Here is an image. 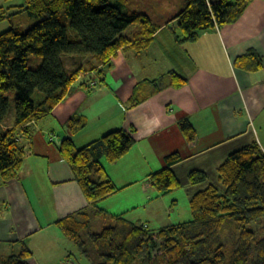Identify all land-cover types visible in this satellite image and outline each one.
Segmentation results:
<instances>
[{
  "label": "trees",
  "instance_id": "obj_1",
  "mask_svg": "<svg viewBox=\"0 0 264 264\" xmlns=\"http://www.w3.org/2000/svg\"><path fill=\"white\" fill-rule=\"evenodd\" d=\"M175 39L195 41L206 29L235 22L252 0H178ZM128 4V6L126 5ZM37 21L25 31L9 28L0 33V178L15 177L30 147L29 124L48 114L64 97L68 87L82 73L94 69L78 65L72 69L67 56L91 55L99 64L127 45L145 49L159 25L144 11L132 9L129 0H24L20 6ZM129 7V8H128ZM63 10L69 27L60 20ZM5 17L0 6V20ZM137 24L133 29L129 28ZM126 30L127 33H126ZM125 34H124V32ZM123 32V36H122ZM30 54L40 56L36 68L28 65ZM246 72L264 69V58L254 48L234 60ZM98 80L91 78L90 81ZM187 78L176 71L152 80L149 95L171 86L179 88ZM14 96V120L6 126L10 100ZM85 120L71 117L68 130L75 133ZM185 139L196 133L188 118L178 121ZM134 144L131 133L117 128L81 147L70 136L57 144L59 154L69 165L90 204L116 190L100 159L115 162ZM181 160L177 152L164 157L165 165L151 173L152 185L161 193L181 186L171 165ZM217 184L209 183L189 200L191 218L157 230L135 223L124 214L112 215L111 225L88 231L92 214L79 212L58 220L63 234L91 264H264V150L256 138L229 153L216 168ZM188 181L195 185L207 181V174L191 170ZM103 214V210H97ZM106 216V214H103ZM94 217V216H93ZM255 223L254 227L248 225ZM31 250L21 243L17 253L0 256V264H30Z\"/></svg>",
  "mask_w": 264,
  "mask_h": 264
},
{
  "label": "crops",
  "instance_id": "obj_2",
  "mask_svg": "<svg viewBox=\"0 0 264 264\" xmlns=\"http://www.w3.org/2000/svg\"><path fill=\"white\" fill-rule=\"evenodd\" d=\"M132 3L130 7L143 9L159 25L149 45L141 51L127 45L104 64L91 55L68 56L73 59L70 69L81 65L102 71L82 73L48 114L29 124L31 144L17 175L6 182L0 178V256L17 253L24 243L32 252L30 264H60L64 258L68 263L71 248L63 242L67 237L57 221L79 212H89L94 218L129 213L133 201L118 213L109 209L107 197L120 190L138 193L146 206L156 190L150 175L165 165L164 157L170 153L181 157L171 169L189 202L195 192L217 184L216 168L229 153L254 137L264 150V69L248 73L234 65L235 58L250 48L264 58V0H252L235 22L203 30L192 42L164 35L170 25L176 27V20L170 18L180 9L178 0ZM200 43L202 47L197 46ZM189 49L195 54H189ZM158 50L163 59L157 62ZM193 56L200 62L189 63ZM169 71L186 77V84L167 86L132 104L152 91V80ZM91 78L98 80L94 87L87 86ZM73 116L86 122L75 133L66 124ZM184 118L196 133L190 142L179 128L178 121ZM11 124L6 122V126ZM117 128L128 130L134 144L114 164L100 159L116 190L90 204L57 144L70 136L81 147ZM194 169L204 171L207 181L190 184L188 173ZM133 222L152 229L145 221Z\"/></svg>",
  "mask_w": 264,
  "mask_h": 264
},
{
  "label": "rangeland",
  "instance_id": "obj_3",
  "mask_svg": "<svg viewBox=\"0 0 264 264\" xmlns=\"http://www.w3.org/2000/svg\"><path fill=\"white\" fill-rule=\"evenodd\" d=\"M131 4L132 3V0ZM129 1V2H130ZM24 3V0H0V6L4 10L5 17L0 20V33L6 31L7 29L13 27L20 31H25L28 27L33 25L37 20L35 18H31L28 16L26 11L20 10V5ZM175 3V2H173ZM171 5L170 7H172ZM134 9L137 7H133ZM173 11V9L171 10ZM170 11V12H171ZM60 20L65 23L70 31L69 27V19L66 16L65 12L61 10L60 12ZM137 24H133L129 28L133 29ZM176 27L170 25V27L165 31L164 35L173 36L172 29ZM197 46L202 47V44H197ZM195 47V46H194ZM188 51V50H187ZM159 55L156 56L158 61L163 59V55L160 54L161 50H158ZM190 52V53H189ZM195 54L194 49H189L188 53L193 55ZM188 54V55H189ZM188 62L194 65L195 63H199V58L193 56L188 58ZM42 58L37 55L30 54L28 56V65L31 68H36L41 63ZM71 57H65V62L67 67H70L72 63ZM182 75V74H181ZM7 96L10 100L9 111L7 115V120H14V96L12 92H8ZM116 162V161H115ZM115 162H110V164H114ZM117 173H121V170L116 171ZM157 190V189H156ZM155 189L152 190V199L151 202H148L146 206L143 205V201L140 199V195L138 193L131 191L120 190L114 193L112 196L107 197L108 202L110 203V211H114L116 213L120 212L122 208H124L129 201H133L134 206H128L130 209L129 213H124L126 218H129L133 221L147 222L150 228L157 229L161 225L171 222L184 221L191 218V213L189 209V202L186 194V189L184 187H177L174 190L164 193L158 196V191ZM102 201H100V205ZM130 203V202H129ZM107 205V204H106ZM127 208V207H126ZM92 224L88 231H84L82 234L88 235L91 231H99L102 227L111 225L112 221L110 217H91ZM255 223L248 225L249 227H254ZM91 230V231H90ZM60 233L61 230H60ZM63 242L68 244L71 248V257L68 258V263L66 262V258L62 260L60 264H91V259L88 256L80 253L77 246L70 241L68 238L63 237Z\"/></svg>",
  "mask_w": 264,
  "mask_h": 264
},
{
  "label": "bare ground",
  "instance_id": "obj_4",
  "mask_svg": "<svg viewBox=\"0 0 264 264\" xmlns=\"http://www.w3.org/2000/svg\"><path fill=\"white\" fill-rule=\"evenodd\" d=\"M126 5L128 6V4L126 3ZM129 8V7H128ZM130 8H132V7H130ZM133 9V8H132ZM136 9V8H135ZM143 10V9H142ZM147 10V12L149 11V9H146ZM149 13V12H148ZM124 32V31H123ZM123 32H122V36L125 34V32H124V34H123ZM94 79V78H93ZM94 81V80H93ZM91 82V81H90ZM88 86V85H87ZM142 224V223H141Z\"/></svg>",
  "mask_w": 264,
  "mask_h": 264
},
{
  "label": "built area",
  "instance_id": "obj_5",
  "mask_svg": "<svg viewBox=\"0 0 264 264\" xmlns=\"http://www.w3.org/2000/svg\"><path fill=\"white\" fill-rule=\"evenodd\" d=\"M95 84H96L95 81H91V82H90V85H91V86H94Z\"/></svg>",
  "mask_w": 264,
  "mask_h": 264
}]
</instances>
